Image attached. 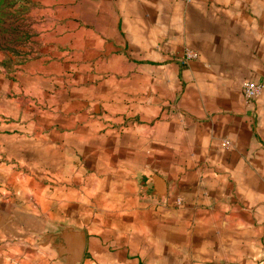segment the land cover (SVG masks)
I'll list each match as a JSON object with an SVG mask.
<instances>
[{"label":"crops","instance_id":"1","mask_svg":"<svg viewBox=\"0 0 264 264\" xmlns=\"http://www.w3.org/2000/svg\"><path fill=\"white\" fill-rule=\"evenodd\" d=\"M62 1L87 3L90 17L85 22L77 10H37L51 23L39 26L44 37L39 54L24 60L30 67L25 77L38 79L63 62L72 67V54L79 69L88 67L73 76L79 82L77 105L56 103V138L62 145L71 140V146L88 147V154H95L101 140L104 161L118 171L95 176L87 188L81 262L88 252L93 264H264V233L256 227L264 216L256 217L255 190L235 181L252 178L256 165L250 169L249 162L264 156L263 108L260 101L246 103L241 92L243 81H259L263 102L264 0H102L107 9L97 4L101 0ZM74 35L81 39L78 54L68 51ZM185 50L196 57L182 62ZM97 61L107 67L106 79L96 73ZM52 70V78L62 75ZM105 82L107 98L100 101L104 85L98 86ZM42 87L40 97L46 98ZM11 109L17 110L14 103ZM6 139L0 131V142ZM81 153L78 149L76 157ZM59 158L57 215L65 219L68 208L74 221L80 203L63 185L70 178L78 183L80 175L65 173L69 158ZM117 178L119 184L111 185ZM117 199L127 202L112 205ZM145 202L162 216L150 224L139 218L110 224L122 230L152 225L156 232L107 237V211L134 203L143 212ZM176 226L184 228L179 239ZM133 238L146 242L133 255L124 245L116 251L107 247V241Z\"/></svg>","mask_w":264,"mask_h":264},{"label":"rangeland","instance_id":"2","mask_svg":"<svg viewBox=\"0 0 264 264\" xmlns=\"http://www.w3.org/2000/svg\"><path fill=\"white\" fill-rule=\"evenodd\" d=\"M41 1L0 0V131L3 138L6 137V140H9V142H0V215L4 216V218L0 216V264H63V261L58 259L47 245L49 235L57 227L64 225L81 228L86 235L88 230L87 188L93 183L95 176L115 175L118 172L115 167L108 168V163L104 161L101 140L96 141L95 154H88V147L71 146V140L69 141L70 145H62L61 141L56 138L57 131L54 123L56 103L63 100L65 103H70L68 105H77L74 92L78 89L79 82L74 81L73 76L88 72V67L79 69L81 67L72 54V60H69L72 67L66 65L67 62H63L64 66L52 65L49 72H46L44 76L40 75L38 79L31 74L28 75V78L25 77L30 67L24 65V60L39 54V39L42 36L39 26L42 24V27H44L43 25L47 27L51 23L48 16L40 17L37 10L44 6L46 8L54 7L55 10L62 12L77 10L81 13L80 21L84 20L85 22L90 17L88 16L87 3L62 0H58V2ZM97 4L107 9V2L101 0ZM71 20L78 21L73 17ZM80 36L84 39L87 38L85 34ZM80 40L75 39L74 35V41L71 40L72 48L68 47V51L72 49V53L75 54L81 52ZM64 44L67 43H61L60 47ZM47 52L53 54V51ZM75 62L76 65H73ZM96 66V73L101 74L102 79H106L107 67L106 70H103L104 67H101L103 65L99 66L98 61ZM54 67L59 71L61 69L63 76L59 74L54 77L55 79L52 78L55 76L54 70H52ZM116 84L118 83H113V85ZM40 85L43 86L42 90L47 92L46 98L40 97ZM102 85H104V92L97 94V99L100 101L107 98V82L98 87ZM31 87L33 91L29 95ZM133 99L134 97L130 100ZM260 99L261 94L253 100V103L260 101L258 105L263 108L261 118L264 121V99L263 102ZM13 103L17 108L15 112H12L11 109ZM98 108L101 111L100 104ZM78 149L83 150V153L77 158ZM62 155L65 156V161L69 158L67 162H64V172L69 176L80 175L78 183H74L70 178L63 185L77 194L76 201L80 203L77 206L79 209H76L74 221L68 216L69 213H72L68 208L64 211L65 219H62L61 213L57 215L56 207L59 203V196H61L58 193V189L61 187L58 176L59 156ZM72 155L77 160L72 161ZM252 164L256 165L253 177L236 178L235 181L239 183V186L249 185L254 188L257 201L256 217H262L264 216V156H257L256 162L250 161L248 164L250 169H252ZM110 184L118 185L119 179L117 178L115 182L110 180ZM8 192L10 193L9 198L7 197ZM126 202L125 199H117L113 201L112 205L118 207ZM71 203L70 200L65 201V208L70 207ZM147 203L144 204L143 212L139 207H135L134 203H129L128 209L107 211L110 218L107 225V237L111 238V234H121V232L133 235L152 233V230L156 232L158 227L152 225H146L144 230L142 227L136 228L135 225L125 228L127 230H122L123 228L120 226L110 224L111 222L117 224L121 219L123 222H134L138 218L150 224L151 220L162 216ZM8 207L10 208L7 209ZM11 215H14V220L11 219ZM179 216L178 213L175 214V217ZM256 227H259L264 233L263 222L256 224ZM99 229H103V227ZM183 229L181 226H176L177 239L182 237L181 234H184ZM144 243L146 242L134 241L133 238L131 241L121 243L107 241V247L113 251L126 247V249H130L127 252L131 251V255H133ZM80 264H93L88 252H85L84 262Z\"/></svg>","mask_w":264,"mask_h":264},{"label":"water","instance_id":"3","mask_svg":"<svg viewBox=\"0 0 264 264\" xmlns=\"http://www.w3.org/2000/svg\"><path fill=\"white\" fill-rule=\"evenodd\" d=\"M157 179V178H156ZM48 247L63 264H80L85 247V232L70 225L57 227L49 235Z\"/></svg>","mask_w":264,"mask_h":264},{"label":"built area","instance_id":"4","mask_svg":"<svg viewBox=\"0 0 264 264\" xmlns=\"http://www.w3.org/2000/svg\"><path fill=\"white\" fill-rule=\"evenodd\" d=\"M196 57V53L191 50H185L182 55V62L194 59ZM241 92H242V97L244 101L250 102L255 100L262 92V83L259 81H253V80H248V81H243L241 83ZM224 144V143H223ZM177 204H179L180 200L176 199L175 200Z\"/></svg>","mask_w":264,"mask_h":264}]
</instances>
